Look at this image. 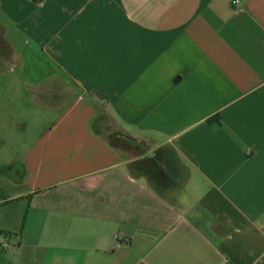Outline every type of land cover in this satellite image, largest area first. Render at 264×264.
Wrapping results in <instances>:
<instances>
[{
  "label": "crops",
  "instance_id": "obj_1",
  "mask_svg": "<svg viewBox=\"0 0 264 264\" xmlns=\"http://www.w3.org/2000/svg\"><path fill=\"white\" fill-rule=\"evenodd\" d=\"M0 264H264V0H0Z\"/></svg>",
  "mask_w": 264,
  "mask_h": 264
},
{
  "label": "rangeland",
  "instance_id": "obj_2",
  "mask_svg": "<svg viewBox=\"0 0 264 264\" xmlns=\"http://www.w3.org/2000/svg\"><path fill=\"white\" fill-rule=\"evenodd\" d=\"M101 119H102V121H104L105 122V124L107 125H105L106 126V128L108 129V130H112V129H114V127L112 128L111 126H110V123H109V117L107 116V114L106 113H103L102 115H101ZM106 129V130H107ZM107 133V132H106ZM124 137L125 136H123L122 134H118L117 135V137H115V138H113V136H111L110 135V139H111V142H113L114 143V145H117L118 147H120V148H122V147H124V146H126V145H128L129 143L126 141V140H124Z\"/></svg>",
  "mask_w": 264,
  "mask_h": 264
},
{
  "label": "built area",
  "instance_id": "obj_3",
  "mask_svg": "<svg viewBox=\"0 0 264 264\" xmlns=\"http://www.w3.org/2000/svg\"><path fill=\"white\" fill-rule=\"evenodd\" d=\"M38 1H42V0H38ZM238 3H239V1L234 2V4H238Z\"/></svg>",
  "mask_w": 264,
  "mask_h": 264
},
{
  "label": "trees",
  "instance_id": "obj_4",
  "mask_svg": "<svg viewBox=\"0 0 264 264\" xmlns=\"http://www.w3.org/2000/svg\"><path fill=\"white\" fill-rule=\"evenodd\" d=\"M131 141V140H130Z\"/></svg>",
  "mask_w": 264,
  "mask_h": 264
}]
</instances>
